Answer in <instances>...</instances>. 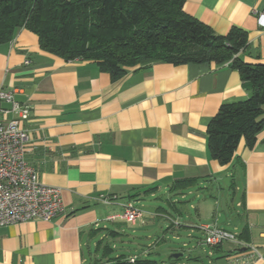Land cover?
I'll use <instances>...</instances> for the list:
<instances>
[{
	"label": "crops",
	"instance_id": "crops-1",
	"mask_svg": "<svg viewBox=\"0 0 264 264\" xmlns=\"http://www.w3.org/2000/svg\"><path fill=\"white\" fill-rule=\"evenodd\" d=\"M183 10L217 34L243 29V60L264 63V27L255 14L264 0H185ZM0 91L29 107L20 123L25 159L40 182L61 190L64 207L50 220L0 226V264L163 254L169 264H264V126L251 148L240 141L227 164L208 148L207 126L220 105L250 92L227 62L151 60L112 79L91 61L42 48L22 27L0 42ZM9 106L0 100V108ZM10 117L0 112V121ZM158 191L167 193L172 213L137 204ZM106 196L110 204L101 201ZM123 203L140 210L133 222L120 216ZM200 224L229 230L246 246L212 247L196 233Z\"/></svg>",
	"mask_w": 264,
	"mask_h": 264
},
{
	"label": "trees",
	"instance_id": "trees-1",
	"mask_svg": "<svg viewBox=\"0 0 264 264\" xmlns=\"http://www.w3.org/2000/svg\"><path fill=\"white\" fill-rule=\"evenodd\" d=\"M184 1L0 0V42L24 27L37 35L42 48L66 60L91 61L112 79L151 60L173 65L227 62L250 90L245 99L222 103L207 126L212 157L227 164L240 141L251 148L264 126V63L243 60L246 31L232 26L217 34L188 15ZM96 264L160 263L119 255Z\"/></svg>",
	"mask_w": 264,
	"mask_h": 264
},
{
	"label": "built area",
	"instance_id": "built-area-1",
	"mask_svg": "<svg viewBox=\"0 0 264 264\" xmlns=\"http://www.w3.org/2000/svg\"><path fill=\"white\" fill-rule=\"evenodd\" d=\"M255 14L258 25L264 27V10ZM0 100L10 104L8 108H0V112L11 114L10 118L0 121V226L32 219L50 220L64 211L61 190L40 182L37 172L25 159L28 135L20 123L28 118L29 107L15 101L12 92L0 91ZM112 200L108 196L101 199L105 204ZM121 205L120 216L125 220L133 222L140 215V210L131 203ZM198 230L210 246L223 242L246 246L235 233L224 228L200 224ZM249 247L256 250L254 246Z\"/></svg>",
	"mask_w": 264,
	"mask_h": 264
},
{
	"label": "rangeland",
	"instance_id": "rangeland-1",
	"mask_svg": "<svg viewBox=\"0 0 264 264\" xmlns=\"http://www.w3.org/2000/svg\"><path fill=\"white\" fill-rule=\"evenodd\" d=\"M199 190H201V191H198L199 192V195H201V197L204 196V194H206V192L205 191H202V189H199ZM165 194H167V193H165L164 191H158L157 193H155V196L154 197L153 196H150V195L143 196L142 198H140L137 201V204L139 206H141L144 211L154 210L157 206H160V207L164 208L165 210H168L170 213H172L171 209L168 207V204L166 202V199L165 198L167 196L165 197ZM191 196L188 195V201L191 200L192 202H196V201L202 200V198L201 199H196V197L194 195L192 197ZM189 210H190L191 213L194 214V211L193 210H191V209H189ZM206 220L208 222L213 221L211 219H206ZM219 223L221 224V222H219ZM195 231H196V233H199L198 230H195ZM187 242H189V241H187ZM140 244H144V241H140L139 242V245ZM186 253H187V251L184 249V255L181 256L180 258L186 257ZM149 258L150 259L157 260L160 264L167 263V261H166V258L167 257L164 254L162 256H160V257L154 256V255H149ZM167 264H169V263H167ZM186 264H193V261L186 262Z\"/></svg>",
	"mask_w": 264,
	"mask_h": 264
},
{
	"label": "water",
	"instance_id": "water-1",
	"mask_svg": "<svg viewBox=\"0 0 264 264\" xmlns=\"http://www.w3.org/2000/svg\"><path fill=\"white\" fill-rule=\"evenodd\" d=\"M237 250H241V249H237ZM181 255H182V253L175 252V253H172V254H171V257H172V258H178V257H180Z\"/></svg>",
	"mask_w": 264,
	"mask_h": 264
}]
</instances>
